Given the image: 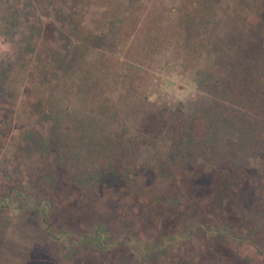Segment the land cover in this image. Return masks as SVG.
Listing matches in <instances>:
<instances>
[{"label": "rangeland", "instance_id": "obj_1", "mask_svg": "<svg viewBox=\"0 0 264 264\" xmlns=\"http://www.w3.org/2000/svg\"><path fill=\"white\" fill-rule=\"evenodd\" d=\"M246 40L264 0H0V264H264V153L223 167L189 133Z\"/></svg>", "mask_w": 264, "mask_h": 264}, {"label": "trees", "instance_id": "obj_2", "mask_svg": "<svg viewBox=\"0 0 264 264\" xmlns=\"http://www.w3.org/2000/svg\"><path fill=\"white\" fill-rule=\"evenodd\" d=\"M251 43L253 42L246 40L241 46H244L242 51L235 49L232 52L235 58L228 64V68L224 69L226 78L221 80L220 85L222 94H220L221 91H217V88L213 86L217 79H220L219 75H216L213 82L210 83L213 95L220 97L221 103L218 101L216 109H210L202 116H195L189 127V133L194 137L196 144H201L202 141L205 142L206 145L203 147L206 152L204 154L209 160L213 162L219 161L223 167L236 168L237 166L241 170L247 171L250 170L246 165L248 155L264 153V92L259 91L261 82L258 74L259 68L255 64L257 62L255 58H252L253 48H256L254 53L264 51V48L258 42L252 44V46ZM86 77L88 78L87 73ZM79 78L85 79L81 78V76L77 79ZM75 83L76 86H79V83ZM124 83L126 84V82ZM91 84L88 86L92 87L93 93L85 88L87 86L86 83L82 89L78 86V88L73 89L74 97L79 94L83 98V105L87 106V108L96 110L100 107L102 110L97 109L98 112L108 113L107 109L113 104H110L109 99L106 100V97L102 98V93L95 87L98 84ZM130 84H132L131 78L127 81V85L130 86ZM248 91H256L257 95L251 102L248 100L247 106L249 108L240 110L235 105V102H240L247 98ZM124 96L121 95L119 99L122 103H125ZM141 106L134 104L137 111L136 118L138 119L139 114L141 112L144 113ZM150 113L146 112L141 117L143 120L144 117L146 118L147 127L158 129L157 116L153 112ZM98 126L100 127V125ZM203 147L201 146L200 149L204 150ZM54 166L58 170H63L61 163Z\"/></svg>", "mask_w": 264, "mask_h": 264}]
</instances>
